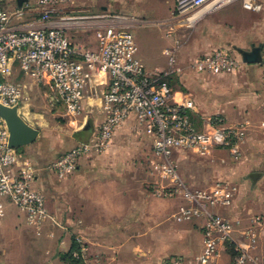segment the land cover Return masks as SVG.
<instances>
[{"label": "crops", "instance_id": "crops-1", "mask_svg": "<svg viewBox=\"0 0 264 264\" xmlns=\"http://www.w3.org/2000/svg\"><path fill=\"white\" fill-rule=\"evenodd\" d=\"M252 1L260 10L246 8L244 0H228L214 10L204 8L197 27L189 35L190 47L197 48L193 51L194 62L220 49L231 52L243 63L242 68L221 74L195 71L199 90L173 92L178 104H192L188 112L197 127L208 128L213 119L221 118L228 127L244 129L241 159L231 160L234 165L227 170L230 175L227 174L226 181L230 182L221 180L222 172L215 173L223 170L225 150L204 156L189 151L174 158L181 179L190 189L212 191L222 185L233 196L231 206H219L213 212L234 221L235 243H247L245 230L252 219L256 215L264 217V0ZM132 4V0H120L126 13L133 12ZM100 5L99 0H73L64 8L71 14L92 15L98 14V10L111 13V5ZM17 7L18 0L8 8ZM13 24L29 28L41 25L36 15L16 19ZM74 46L77 49L81 45L74 41ZM255 50L259 60L246 63L241 52ZM15 65L11 81L21 86L22 102L13 108L17 109L18 120L30 130L28 138L18 139L16 150L22 161L35 170L33 188L45 196L60 226L32 227L24 214L9 204L6 216L0 219V264H70L69 256L78 258L79 253L82 260L91 254V262L83 264H164L178 257L194 260L199 256L204 249L206 220H178L176 216L187 201L183 197L165 198L155 192L158 186L169 182L153 151L147 150L152 148L154 139L140 131L134 117L117 130L106 152L82 158L79 167L66 178L48 170L64 154L97 134L104 119L102 95L108 78L93 76L84 112L73 119L63 105L54 103L48 86L37 84ZM197 160L206 164L210 161L214 170L209 173L199 165V169L206 171L204 176H185L188 169L184 166L196 165ZM160 178L162 183L157 181ZM258 240L251 252L264 257L263 226ZM74 241L79 252L74 249ZM233 259L230 246L221 248L218 264H232ZM257 260L264 263V258Z\"/></svg>", "mask_w": 264, "mask_h": 264}, {"label": "built area", "instance_id": "built-area-1", "mask_svg": "<svg viewBox=\"0 0 264 264\" xmlns=\"http://www.w3.org/2000/svg\"><path fill=\"white\" fill-rule=\"evenodd\" d=\"M72 1L34 0L12 10L5 5V0H0V105L13 108L22 102L21 86L11 81L15 64L37 84L48 86L54 103L63 105L73 119L84 112L93 76L107 77L108 86L102 95L104 119L97 134L64 154L48 170L59 178H66L79 167L82 158L106 152L117 130L134 117L140 131L154 139L153 153L169 182L158 186L155 192L165 198L183 197L187 201L176 216L178 220H206L202 253L194 260L178 257L164 264H218L221 248L227 246L236 254L232 264H262L248 255L258 243L257 230L264 218L259 215L252 219L245 230L247 243H235L234 221L213 212L219 206H231L233 196L222 185L212 191L190 189L181 179L174 161L183 152L204 156L226 149L238 159L243 127H228L221 118H215L209 130H200L188 112L192 104L175 102L174 93L165 82L170 74L150 73L140 61L135 36L125 18L106 13L71 14L64 6ZM244 2L246 8L260 10L252 0ZM223 3L222 0H177L173 19L183 20L186 27H192L199 21L201 10L218 4L214 10ZM28 15L38 16L41 25L29 28L13 24L14 20ZM76 27L94 29L96 49H76L69 36V30ZM167 54L173 62V52L169 50ZM242 65L231 52L219 49L199 58L193 67L199 74H221L238 71ZM34 180L35 170L10 146L8 127L0 117V219L12 204L32 227L60 226L45 196L33 188Z\"/></svg>", "mask_w": 264, "mask_h": 264}, {"label": "rangeland", "instance_id": "rangeland-1", "mask_svg": "<svg viewBox=\"0 0 264 264\" xmlns=\"http://www.w3.org/2000/svg\"><path fill=\"white\" fill-rule=\"evenodd\" d=\"M133 4L131 5V11L132 13H126V9L121 8L120 0H99V3L101 5H111V10L109 13L112 17H123L125 18L126 25L129 27V29L132 31V33L135 36L138 51H139V59H144L145 68L150 73H169V77H175L174 80L178 82L173 84V88H176L177 90H183L188 92V90H199L198 89V79L196 76V72L193 67V60L195 58L194 50L197 48L190 47V41H189V35L191 34V31L197 27L198 22H196L192 27H186L183 23V20H176L173 19V12L177 0H169V3H167V0L165 2H161V0H148L147 4L144 5L145 0H132ZM5 5L7 7L16 5V0H9L5 2ZM100 5V6H101ZM144 5V6H143ZM124 9V10H123ZM144 14H141L143 11ZM160 11V12H155ZM98 14H92V15H101L105 14L102 12V10H98ZM172 13V14H171ZM75 15L84 16V15H91L90 13H79ZM70 36H71V42L74 45L75 42L80 43V47L77 48L79 51H91L96 49L97 40H96V34L94 29L87 28V27H76L71 30H69ZM171 33V34H170ZM170 34V35H169ZM173 52V58L174 61H171V55L167 54V51ZM165 52V53H164ZM164 53V54H163ZM194 54V55H193ZM142 62V60H141ZM101 84V83H100ZM103 85V83H102ZM199 128V127H198ZM200 130H209L210 127H204L199 128ZM242 145L240 144V150L242 152ZM147 150L153 151L152 148H147ZM226 151V158H224V163L222 166V171H215L217 174H220V176H223L221 180L224 182H230L226 181L228 180V177L230 174L227 171L229 167H233V163H231V160L234 162H239L241 159H236L233 157L229 150ZM243 153V152H242ZM241 153V154H242ZM246 153V152H245ZM244 161L249 162L248 158H244ZM196 165L194 164H187L183 165L184 168L188 171L185 172V176L187 174L193 176V178H201L206 173L205 170L199 169V165H201L203 168L208 169L209 173L214 170L213 167L210 165V161L208 163H204L203 161H196ZM250 163V162H249ZM210 165V166H209ZM251 167V165H250ZM193 168L194 171H193ZM230 168V169H231ZM224 172V173H223ZM229 174V175H227ZM182 175V174H181ZM184 175L182 178H186ZM216 176V175H215ZM218 178V176H216ZM253 177H258L257 175ZM187 179V178H186ZM185 179V180H186ZM259 179V178H258ZM262 179H264V176H262ZM157 181H160L159 183H162L161 178ZM192 182V181H191ZM264 182V181H263ZM264 186V183H263ZM254 217H257L254 216ZM264 218V217H263ZM264 227V221L260 225V228ZM249 227V226H248ZM247 227V228H248ZM260 228H258L257 233L260 231ZM258 240V244H259ZM263 259V255H256L254 252H250L248 257L251 259ZM84 263L89 260L88 262H91V254H86L83 256ZM263 263V262H262ZM264 264V263H263Z\"/></svg>", "mask_w": 264, "mask_h": 264}, {"label": "water", "instance_id": "water-1", "mask_svg": "<svg viewBox=\"0 0 264 264\" xmlns=\"http://www.w3.org/2000/svg\"><path fill=\"white\" fill-rule=\"evenodd\" d=\"M25 1L26 0H18V6L21 7ZM241 54L246 63H254L259 60V53L257 50L251 53L241 52ZM0 117H2L7 123L10 133V146L16 149L20 143L18 142V139H23L25 137L28 138L30 130L24 127V125L18 120L16 108H9L4 105H0Z\"/></svg>", "mask_w": 264, "mask_h": 264}, {"label": "trees", "instance_id": "trees-1", "mask_svg": "<svg viewBox=\"0 0 264 264\" xmlns=\"http://www.w3.org/2000/svg\"><path fill=\"white\" fill-rule=\"evenodd\" d=\"M174 78H175V77H167V78L165 79V82L168 84V86L171 88V90H172L173 92H176L177 89H176V88H173L172 86H173L174 83H177L178 80L175 81ZM173 82H174V83H173ZM74 243H75V241H74ZM74 249L77 250L78 252L80 251V249H79L78 246H77V243L74 244ZM231 250H232V248H231ZM232 254H233V257L235 258L236 254L233 252V250H232ZM68 262H69L70 264H83L82 255L79 253L78 258H76V257H74V256H72V255H70V256H69V259H68Z\"/></svg>", "mask_w": 264, "mask_h": 264}, {"label": "bare ground", "instance_id": "bare-ground-1", "mask_svg": "<svg viewBox=\"0 0 264 264\" xmlns=\"http://www.w3.org/2000/svg\"><path fill=\"white\" fill-rule=\"evenodd\" d=\"M227 1V3H228V0H222V2H226ZM230 1V0H229ZM220 3V2H219ZM218 3V4H219ZM217 4V5H218ZM216 4L215 5H213L214 7H216L217 6ZM214 7H212V6H209V7H207V9H213ZM201 17V16H200Z\"/></svg>", "mask_w": 264, "mask_h": 264}]
</instances>
